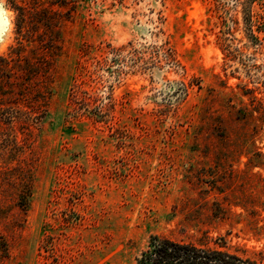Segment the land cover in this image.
<instances>
[{"label":"rangeland","instance_id":"1","mask_svg":"<svg viewBox=\"0 0 264 264\" xmlns=\"http://www.w3.org/2000/svg\"><path fill=\"white\" fill-rule=\"evenodd\" d=\"M69 1L45 119L0 124V264H136L155 236L259 259L264 0Z\"/></svg>","mask_w":264,"mask_h":264},{"label":"trees","instance_id":"2","mask_svg":"<svg viewBox=\"0 0 264 264\" xmlns=\"http://www.w3.org/2000/svg\"><path fill=\"white\" fill-rule=\"evenodd\" d=\"M11 5L16 44L8 55L0 56V124L28 130L41 125L49 110L55 61L62 53L64 30L77 5L69 0H12ZM111 53L117 55L118 49L112 48ZM108 62L105 57L97 59L92 70L80 64L73 103L85 84L84 71L97 76L106 71ZM24 199L27 197L21 195L19 201ZM136 264H264V252L257 260L244 259L227 251L155 236Z\"/></svg>","mask_w":264,"mask_h":264}]
</instances>
